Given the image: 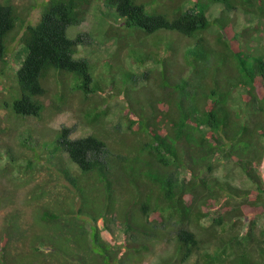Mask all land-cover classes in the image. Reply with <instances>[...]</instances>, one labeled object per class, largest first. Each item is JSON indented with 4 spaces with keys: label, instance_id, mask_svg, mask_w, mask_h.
I'll list each match as a JSON object with an SVG mask.
<instances>
[{
    "label": "trees",
    "instance_id": "1",
    "mask_svg": "<svg viewBox=\"0 0 264 264\" xmlns=\"http://www.w3.org/2000/svg\"><path fill=\"white\" fill-rule=\"evenodd\" d=\"M94 1L49 0L39 20L27 27L19 7L0 2V74L8 69L15 40L27 50L16 72L21 97L2 106L16 117L40 118L46 108L42 97L49 93L46 82L56 75L66 87L72 77L70 92L80 96L83 117L93 128L72 138V129L65 127L54 140L55 150H65L78 166V174L61 168L75 194L36 201L38 226L30 217L18 226L14 215L0 210L3 263L18 264L22 253L26 264H86L93 258L95 264H133L164 242L168 246L160 255L169 259L156 264H264V52L252 45L260 26L239 33L229 16L241 10L264 22V0H103L121 18L107 30L118 43L109 68L121 75L125 105L122 122L111 129L110 101L118 80L108 84L95 76L87 59L75 58L82 36L68 35ZM214 4L224 9L211 19L207 12ZM128 58L142 67L153 64L144 74L145 84L136 83ZM64 87L60 103L55 102L58 111L67 102ZM4 139L0 172L12 163L13 174L30 179L24 196L48 189L49 182L39 179L40 150L33 152L36 160L27 159L31 144L18 150ZM229 161L251 187L211 176L216 163ZM181 171L190 179L181 178ZM0 185L17 192L22 184L6 177ZM92 193L104 198V219L96 216V205L89 207ZM21 199L15 196L13 207ZM64 202L69 204L65 210L56 207ZM114 219L131 236L115 247L103 237ZM53 228L75 232L70 262L57 250L58 242L48 238Z\"/></svg>",
    "mask_w": 264,
    "mask_h": 264
},
{
    "label": "rangeland",
    "instance_id": "2",
    "mask_svg": "<svg viewBox=\"0 0 264 264\" xmlns=\"http://www.w3.org/2000/svg\"><path fill=\"white\" fill-rule=\"evenodd\" d=\"M4 4L13 3L15 6L19 7V18L20 20H26L25 26L29 24H35L43 12L45 11L49 0H0ZM194 4H191L189 8L193 7ZM224 5L223 4H214L208 10L207 15L213 19L215 17H221L223 13ZM229 16L234 18L236 31L241 32L245 27L250 26H260L256 35L254 36V42L252 45H255L259 49V53L264 52V22L258 21L257 18L251 16L250 14L244 13L241 10H236L229 13ZM121 22V19L117 16L115 9L111 8L103 0H95L84 18V20L79 25H72L68 29V35L71 38H75L78 35H82L84 38V44L79 48V52L76 54L77 59H87L91 63V68L93 73L98 78L102 77L104 81L110 83L111 78H116L117 95L110 101L111 112L108 117L109 127L112 128V125L122 122V109H124V98L119 94V90L122 86L121 84V75L115 71V68H109V60L112 59L116 47L117 41L115 38H109L107 35V30L111 25ZM216 30H218L216 28ZM215 28L211 29L208 33V36H211L216 32ZM23 31V29H21ZM20 37V36H19ZM18 37V38H19ZM182 52V51H181ZM27 50L19 39L15 40L9 51V66L7 70H4L5 73L0 74V137H4L7 143L15 144L16 148L20 150V146L31 144L29 149H27L26 158L36 160L33 152L37 153L39 150L40 158L37 161V168L39 170V179L43 181H48V189L45 187L41 191H36V193L30 192L29 195H25L26 191L23 190L24 184L30 179L21 178L18 173H12L14 165L9 164L8 168L4 172H0V181L1 178L12 181L13 179L20 184H22L17 192L16 191H5V187L0 185V191L3 193L0 197V210L13 216V221L20 226L21 223L27 218L30 217L35 222V225L38 226V215L40 214L39 208L35 207L34 204L36 201L42 199L44 196L53 195L60 199L67 197L68 195L75 194V188L73 185L65 178L64 172L61 171V168L67 167L71 169L74 173H79L77 165L70 161L68 153L63 151H56L53 146L54 140L57 139L58 133L61 129L67 127L72 129L71 137L79 138L86 135H89L93 132L92 126L88 121L83 117V108L85 105L81 102L80 96L76 98L70 92V87L74 85L75 78H68L67 85L64 87L61 85L56 75H53L46 83L49 93L47 96L43 97V100L46 103V108L42 113L40 118L35 116L27 117H16L8 107L2 106L7 103L12 104L16 99L21 97L19 84L16 76V71L22 64ZM261 55V54H260ZM116 66V65H114ZM127 68L136 75V83L138 85L145 84L144 74L147 70L153 68V64L148 63L146 66L142 67L134 62L133 58L127 59ZM110 70V72H109ZM111 75L113 77H111ZM185 76V74H184ZM63 87L68 93L67 102L64 105V109L58 111L55 108V102L60 103L58 94L63 92ZM133 87V86H132ZM108 90L111 89L109 86ZM16 91V95H12ZM113 91V90H111ZM10 95H12L10 97ZM111 95V94H110ZM126 126L123 127L125 130ZM4 139V141H5ZM44 142V143H43ZM43 143V144H42ZM23 145V146H22ZM51 145V146H50ZM41 146L43 149L41 150ZM49 149V150H48ZM22 154L21 151H18V155ZM40 164V166L38 165ZM13 174V175H12ZM211 176L218 178L221 181H229L237 187H251L249 179L235 167L233 162H220L216 163L215 170L211 172ZM181 178L184 180L190 179V175L181 171ZM16 186V185H15ZM99 193H92L91 204L96 205L97 217L104 219V198L95 197ZM16 199H21V204L17 207H13V204L16 202ZM24 196V197H23ZM48 197V196H47ZM45 197V199L47 198ZM88 197V198H89ZM15 201V202H14ZM63 203V202H61ZM58 204L56 207L60 210H65L64 207L68 206V202H64L63 205ZM28 204V205H27ZM27 205V206H26ZM0 214V220L4 217ZM78 217V215H77ZM109 217H114V215H109ZM261 220L264 221V217H261ZM87 221V220H86ZM112 225L108 228L110 232H104L103 237L107 241V244L116 246L118 243L125 240V242L131 239V236L128 232H125V225L118 222L116 219L111 220L110 224ZM92 222L87 221L86 226L89 231H92L91 228ZM22 226V225H21ZM70 230H64L60 232L56 229H52V233L48 234V238H53L52 240L58 242L57 250L60 251V254L65 253L68 257V262L70 258H73V254L70 244L76 243L75 232H69ZM58 234V235H56ZM64 235V236H60ZM30 238V235H29ZM68 239V241H67ZM79 243L82 242L79 240ZM53 245V243L51 244ZM74 246V245H73ZM168 245L164 242L156 248L153 253L145 256L143 260L141 258L135 260L133 264H156L157 261L162 259H169L167 257H162L164 250ZM0 245V259L2 263L4 262V250ZM171 253H167L169 255ZM89 257H92L89 255ZM18 264H26V260L23 254H19L17 258ZM76 264H81V262L73 261ZM189 262V261H188ZM194 261H191L193 263ZM4 264V263H3ZM86 264H95L94 258L88 260ZM170 264H178L176 260H173Z\"/></svg>",
    "mask_w": 264,
    "mask_h": 264
},
{
    "label": "clouds",
    "instance_id": "3",
    "mask_svg": "<svg viewBox=\"0 0 264 264\" xmlns=\"http://www.w3.org/2000/svg\"><path fill=\"white\" fill-rule=\"evenodd\" d=\"M120 19H121V18H120ZM118 24H119V23H118ZM107 35H108V34H107ZM81 36H82V35H81ZM75 38H76V37H75ZM82 39H83L82 44H84L85 41H84L83 36H82ZM116 41H117V40H116ZM82 44H81V45H82ZM81 45H80V46H81ZM117 47H118V43H117ZM117 47H116V50H117ZM79 48H80V47H79ZM116 50H115V52H116ZM114 54H115V53H114ZM75 56H76V55H75ZM75 58H76V57H75ZM109 61H110V60H109ZM20 66H21V65H20ZM19 68H20V67H19ZM19 68H18V69H19ZM18 69H17V70H18ZM16 72H17V71H16ZM15 74H16V73H15ZM46 83H47V82H46ZM46 87H47V85H46ZM42 99H43V97H42ZM44 110H45V109H44ZM43 112H44V111H43ZM32 116H33V115H32ZM41 116H42V115H41ZM35 117H36V116H35ZM75 165H76V164H75ZM77 167H78V166H77ZM76 174H78V173H76Z\"/></svg>",
    "mask_w": 264,
    "mask_h": 264
}]
</instances>
